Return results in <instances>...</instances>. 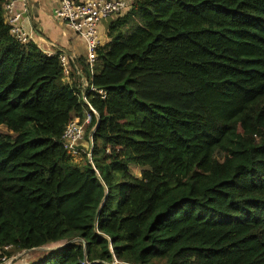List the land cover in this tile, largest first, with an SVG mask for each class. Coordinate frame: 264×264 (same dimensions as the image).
Here are the masks:
<instances>
[{"label":"trees","instance_id":"1","mask_svg":"<svg viewBox=\"0 0 264 264\" xmlns=\"http://www.w3.org/2000/svg\"><path fill=\"white\" fill-rule=\"evenodd\" d=\"M2 7L0 249L50 248L30 264H264V0H134L97 51V117L58 53L12 39ZM85 112L78 165L60 137Z\"/></svg>","mask_w":264,"mask_h":264},{"label":"built area","instance_id":"2","mask_svg":"<svg viewBox=\"0 0 264 264\" xmlns=\"http://www.w3.org/2000/svg\"><path fill=\"white\" fill-rule=\"evenodd\" d=\"M134 0H57L58 6L53 9V16L64 22L73 32L76 38L80 39L85 46V67L89 74V78L85 75L84 68H79L74 62L66 56V54L58 53V61L63 72V79L69 80L75 75L80 80V84L76 85L77 95L94 116L97 113L93 110L88 102L86 93H95L102 100L106 98V93L102 89H97L91 84V78L95 73L97 65V51L102 47L99 34L100 24L109 18H117L129 11ZM18 2L23 3L24 0ZM14 0H3L2 15L3 22L8 27L9 35L21 46H27L34 43V37L30 30L25 27L23 16L24 11H16ZM44 54L51 56L52 54L42 51ZM55 55V54H53ZM68 84H71L68 82ZM90 122L89 113L85 112L83 118L74 117L64 128L60 137V144L66 154L73 159L82 153H86L87 157L91 156L92 139L91 133L84 140L86 127ZM93 131V129H92ZM84 143L87 145L84 147ZM37 249L19 252L16 257H11L7 253L10 247L0 249V264H11L23 256ZM22 253V254H21ZM22 255V256H21ZM85 264V263H83Z\"/></svg>","mask_w":264,"mask_h":264},{"label":"crops","instance_id":"3","mask_svg":"<svg viewBox=\"0 0 264 264\" xmlns=\"http://www.w3.org/2000/svg\"><path fill=\"white\" fill-rule=\"evenodd\" d=\"M17 1L15 4L16 11H24V24L34 37V43L40 51H46L53 54L63 53L70 58L74 64L83 69L85 65V46L84 43L75 37L67 25L56 19L52 12L58 6L57 0H24L23 3ZM111 18L109 21H113ZM109 22H102L99 27L100 39L102 46L109 41L107 37V27ZM79 85L80 80L72 75L64 83Z\"/></svg>","mask_w":264,"mask_h":264},{"label":"rangeland","instance_id":"4","mask_svg":"<svg viewBox=\"0 0 264 264\" xmlns=\"http://www.w3.org/2000/svg\"><path fill=\"white\" fill-rule=\"evenodd\" d=\"M125 13L126 12H124V14ZM124 14H122V15H124ZM122 15H120V16H122ZM109 20H111V18L106 19L104 22H109L110 23L111 21H109ZM109 23H108V25H109ZM91 131L92 130H90V132ZM0 133L1 134H7V131L3 127H0ZM86 139H88V138L85 137V140ZM85 146H87V145L84 143V147ZM217 158L220 160L221 159V156L219 155V156H217ZM72 162L73 163H77L78 165L83 164L84 163V156H83V154L79 155L78 157H74L72 159ZM129 172H130V174L132 176L138 178L140 176L141 169L140 168H137V167H134V166H131ZM49 250H50V248H40V249L31 251L29 253H26V254H22L21 253L23 255V256L21 255L22 256L21 259L13 262L11 264H30V263H33V262L37 261L38 259H40ZM16 255H18V253H16V254L13 253V254H11L9 256H11L13 258V257H16Z\"/></svg>","mask_w":264,"mask_h":264},{"label":"water","instance_id":"5","mask_svg":"<svg viewBox=\"0 0 264 264\" xmlns=\"http://www.w3.org/2000/svg\"><path fill=\"white\" fill-rule=\"evenodd\" d=\"M38 249H40V248H38ZM113 264H118L115 259H113Z\"/></svg>","mask_w":264,"mask_h":264}]
</instances>
